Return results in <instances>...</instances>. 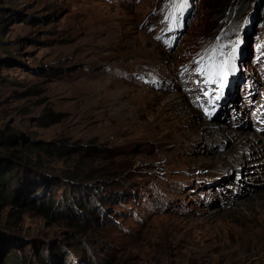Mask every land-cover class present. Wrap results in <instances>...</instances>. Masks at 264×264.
<instances>
[{
    "label": "rangeland",
    "instance_id": "rangeland-1",
    "mask_svg": "<svg viewBox=\"0 0 264 264\" xmlns=\"http://www.w3.org/2000/svg\"><path fill=\"white\" fill-rule=\"evenodd\" d=\"M215 1L0 0V158L17 163L0 264H264L243 243L202 263L177 232L232 206L229 166L194 160L228 149L190 120L264 138V0L216 20ZM50 198L54 221L37 209Z\"/></svg>",
    "mask_w": 264,
    "mask_h": 264
},
{
    "label": "bare ground",
    "instance_id": "bare-ground-1",
    "mask_svg": "<svg viewBox=\"0 0 264 264\" xmlns=\"http://www.w3.org/2000/svg\"><path fill=\"white\" fill-rule=\"evenodd\" d=\"M129 89L131 88L129 87ZM176 97L172 99L169 95L168 99L164 100L165 110H168L174 118L183 119L187 122L186 118L190 109L186 107L187 105H184L186 103L183 99L180 97L178 99L177 95ZM189 124L191 126L196 125V131L200 133V137H197V139L201 141L206 138V140L213 142L212 150L215 149L214 145L217 144L224 145L228 149L221 152L218 147L219 150L216 151H220V153L214 156L197 157L194 160H198L199 165L219 166L224 170V167L229 166L230 171L226 175L230 177L231 174V180L229 179L227 182L224 180L220 187H223L224 197H229L231 200L228 202L230 204L226 205L232 206H225L226 209L220 214L219 221L221 220V222L219 223L210 221L219 214L196 219L191 226H197L198 229L195 226V231L198 240L195 239V233L193 234L191 226L187 224L179 225L177 232L181 231L183 244L189 245L194 253H199L202 263L212 262V253L216 255L214 258L220 261L230 255L227 253L228 249L234 248L235 245H242V243L247 246L252 245L258 253L261 246L264 245V179L258 182L261 175L264 177V138L260 137L258 133L253 134L244 131L246 128L255 127H251L250 124L243 125L240 130L231 129L234 127L233 122L217 124L209 121L206 123L192 118ZM257 128L260 130L262 127L257 126ZM197 141L195 144L199 143ZM249 173L252 175L245 176ZM239 175H242V179L236 180L235 177Z\"/></svg>",
    "mask_w": 264,
    "mask_h": 264
},
{
    "label": "trees",
    "instance_id": "trees-1",
    "mask_svg": "<svg viewBox=\"0 0 264 264\" xmlns=\"http://www.w3.org/2000/svg\"><path fill=\"white\" fill-rule=\"evenodd\" d=\"M210 1V0H209ZM250 0H244L242 7H248V2ZM230 0H216L215 3L217 5V12L214 13L215 15V20L217 19V17H221V13H223L226 9V7L228 5H226L227 3H229ZM223 3V4H222ZM49 151H46V153H48ZM16 159V158H14ZM9 160L8 158H0V204H4L7 203L8 201V196L9 194H11L13 191V185L11 182V178L13 175L14 170L16 169V165L17 163L13 160L14 164L11 163H7L4 161ZM22 162V161H21ZM27 164H30V162L28 161ZM64 202V199H62L61 201L57 202V201H53V199H48L45 202L41 203L38 206V211L40 213L43 214V216H45V218H47L50 221H54L56 220V218L59 216V212H57V205L60 206L61 203ZM86 208H88V206H86ZM91 211H94V205L91 207ZM79 213L83 214V218L86 219V213L84 211H78ZM95 214V212L93 213V215ZM86 216V217H85ZM93 216H90V220H92ZM82 222V221H81ZM15 255H13L14 257ZM10 257V256H9ZM10 263V261H6V264ZM11 264H15L14 262H11ZM20 264H25V260L22 258V260H20Z\"/></svg>",
    "mask_w": 264,
    "mask_h": 264
},
{
    "label": "snow or ice",
    "instance_id": "snow-or-ice-1",
    "mask_svg": "<svg viewBox=\"0 0 264 264\" xmlns=\"http://www.w3.org/2000/svg\"><path fill=\"white\" fill-rule=\"evenodd\" d=\"M213 53H215V50H213ZM227 63V61H225L224 62V64H226ZM213 69H214V65H212L211 66ZM221 75H226L224 72H223V67H224V65L222 64L221 66ZM201 71H203V68L201 69ZM216 73H215V71L213 70V71H210L209 73H208V79H207V81L206 82H209V83H212V82H215L214 80H213V76L215 75ZM221 87H223V85H221Z\"/></svg>",
    "mask_w": 264,
    "mask_h": 264
},
{
    "label": "clouds",
    "instance_id": "clouds-1",
    "mask_svg": "<svg viewBox=\"0 0 264 264\" xmlns=\"http://www.w3.org/2000/svg\"><path fill=\"white\" fill-rule=\"evenodd\" d=\"M230 11H231V9L227 12V14H229L230 13ZM176 25L178 26V23L176 22Z\"/></svg>",
    "mask_w": 264,
    "mask_h": 264
}]
</instances>
